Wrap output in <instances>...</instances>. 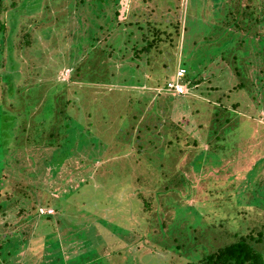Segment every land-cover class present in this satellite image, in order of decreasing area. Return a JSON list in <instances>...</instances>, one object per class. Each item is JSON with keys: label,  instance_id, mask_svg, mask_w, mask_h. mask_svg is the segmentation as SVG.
<instances>
[{"label": "rangeland", "instance_id": "obj_1", "mask_svg": "<svg viewBox=\"0 0 264 264\" xmlns=\"http://www.w3.org/2000/svg\"><path fill=\"white\" fill-rule=\"evenodd\" d=\"M119 1L118 16H115L116 4L109 1L102 10L104 16L96 9L84 7L78 20L74 9L69 7L70 0L69 3L44 0L38 9L27 14L15 12L12 0H2L0 85L5 82L2 64L7 54H12L18 66L17 87L22 89L24 97L34 95L29 103V115L15 130L18 140L0 126V261L3 263L10 260L13 264H67L66 260L72 257L83 264H199L202 243H210L211 251L227 240L223 233L226 228L214 234L209 231L207 241L198 231L190 229L192 206L205 196L203 192L216 183V189H220L217 191L225 196L233 189L229 185H234V199L239 200L238 192L245 189L249 195L264 201V159L257 163L264 157L262 47L250 39L239 52L232 48L221 54L225 59L219 56L229 46L227 38L234 33L214 20L215 0ZM242 3L251 1L242 0ZM225 13L227 22L231 17L228 10ZM146 18L161 32L171 30L172 43L162 42L159 47L162 53L159 49L151 50L135 57L133 47L139 44V50L145 45L143 33L147 28L141 30L140 24ZM71 20L74 23L69 27ZM235 21L227 27L234 29ZM95 26H103V30ZM47 27L53 30L52 34L48 31L45 34L43 28ZM92 27L95 32L89 30ZM176 27L179 36L174 32ZM250 27L259 29V25ZM77 28L85 36L75 37ZM87 30L90 32L86 34ZM129 32H132L130 42L125 36ZM44 35L50 38L45 39ZM92 35L95 40L84 45L85 50L71 49L76 39L82 44L85 37L89 39ZM4 38L13 40L11 52L3 50ZM222 43L226 45L224 48L219 45ZM98 45L102 50L95 49L87 55ZM53 48L59 52L58 57L52 56ZM113 51L114 56H110ZM182 54L189 77H196L197 69L210 70L202 71L195 79L197 84L182 95L165 92L157 84L163 82L165 74L171 73L168 78L174 79L176 68L180 64L184 67L180 61ZM103 57L108 62L105 67L99 63ZM216 57L222 58L225 67L217 65ZM53 64L58 71L57 79L40 78L44 74L41 68L46 65L45 74H50ZM216 65L225 68V74L219 72L220 79L214 80L219 83L214 85L206 73H218ZM78 66L81 69L77 70ZM239 83L243 89L236 88ZM215 86L221 87L220 90L211 88ZM2 93L0 87V100L3 97L2 103L7 107V95L13 100L14 93L4 91V96ZM166 94L175 98L165 100ZM48 104L54 106L49 108ZM235 104L239 105L232 107ZM216 108L236 113L239 134L228 155L227 150L219 155L213 150L210 157L204 153L208 162L197 176L184 167L197 154L196 149L188 148L186 152L185 145L192 143L184 137L178 142L176 136L180 131H186L192 138V134L198 138L206 135L211 120L221 116L212 112ZM65 116L70 119L65 120ZM174 122L182 128H174L171 124ZM51 132L62 133L63 138L68 135L67 144L46 147ZM169 140L174 142L173 148L167 146ZM214 140L215 135L202 148L208 150ZM180 147L182 151L178 150ZM157 158L166 162L164 174L160 171L150 178L151 166H161ZM176 171L177 176L184 178L174 179ZM160 175L163 183L159 182L160 187L153 193L154 201L144 208L140 195L148 198ZM161 198L165 199L164 205L160 204ZM46 203L51 208L40 207ZM34 205L40 207L35 215ZM171 205L175 206L174 210ZM44 212L56 214L52 218L57 223L45 220ZM16 213L18 217L14 216ZM48 222L53 225L52 232H58L59 226L65 227L57 235L63 234L62 240L66 238L62 243L58 240L61 249L50 250L44 244L43 231ZM193 235L199 237L195 250L185 246V241L190 240L186 237ZM19 243L22 250L13 256L11 251Z\"/></svg>", "mask_w": 264, "mask_h": 264}, {"label": "trees", "instance_id": "obj_2", "mask_svg": "<svg viewBox=\"0 0 264 264\" xmlns=\"http://www.w3.org/2000/svg\"><path fill=\"white\" fill-rule=\"evenodd\" d=\"M21 0H12L11 6L13 8V10L15 12H24V13H31L32 11L38 9L41 5V3L44 0H24V2L22 3H18ZM69 3V0H67ZM109 1H111L112 3L116 4L117 6V11H115V16L119 15V0H70V4L69 7L73 8L75 11V16L76 18L79 20V18L82 16V12L84 11V7H88V8H93L96 9L100 12V14H103V9L105 8V5H107L109 3ZM144 3L147 2L148 0H143ZM229 3H227L225 0H215V7L216 12H215V18L214 20L219 22L221 25L225 26L226 29L228 30V32H233V37L227 38V42L229 43V46L221 51H225L223 53H220L219 56H221V54H227V49H231L232 48H236L235 51L239 52V49L243 48V45L248 42L250 39H253L254 41L256 40L257 43L260 45V47H262V52L264 53V0H248L251 1V3H247V4H243L242 0H228ZM259 2V3H258ZM143 4V3H142ZM226 4L228 6H226ZM250 8H244L245 6H250ZM233 6L234 9L232 8ZM2 7V0H0V9ZM229 11L228 15H230V20L225 22L226 19L228 18V16L226 15L225 11ZM224 11V12H223ZM129 14V11H128ZM134 15V14H133ZM104 16V14L102 15ZM140 16V15H138ZM117 18V17H116ZM235 19L236 21V26L233 27H227L228 25H230V22ZM79 22V21H77ZM39 23V21L37 22ZM69 27H71V24L74 23L73 20L68 21ZM177 25V24H176ZM252 25H259V29H255L252 28L250 26ZM96 27V26H95ZM147 28V32L143 33V44L145 43V45H141L140 49L137 50L138 45H135L134 48V56L135 57H139V55L142 54H148L151 52V50H158L159 47H161L162 42H169L172 43V35L173 32H171V30L165 31V32H161L160 28L156 27V24L150 20L149 18H146L145 22H143V24H140V29H144ZM97 29H99L100 31L103 30V26H99L96 27ZM4 30V26L1 25L0 23V31ZM45 34L48 31V33L52 34V29L50 27L47 28H43ZM90 31L92 30L93 32H95L94 28L92 27L91 29H89ZM89 30H87L85 33L87 34L88 32H90ZM176 34L179 36L180 35V31H179V27H176L175 31ZM219 32V29H218ZM73 34H76L75 37L77 35H84V33L82 32L81 29L77 28ZM131 35L132 32H129L128 35L126 34L125 36L127 38H130L128 41L130 42L131 40ZM165 36V38H162L161 36ZM45 38V35L43 36ZM95 35H92L91 38L88 39V37H85V39L83 41H81L82 44H78V41L76 39V45H72L71 49H78L80 50H85L86 47H84V45L86 44H90L91 41L95 40ZM151 37V39H150ZM241 37V38H239ZM50 36L45 39H49ZM3 50H9V52H11V50L14 49V43L12 39L9 38H4L3 40ZM69 41V40H68ZM54 42V40L52 41ZM174 42V39H173ZM56 43V42H54ZM128 44V42H127ZM6 45H8L6 47ZM69 45H71V42L69 41ZM221 45L223 48L226 46L224 43L219 44ZM112 48L114 49V45H111ZM52 47V46H51ZM98 48H95L93 50H90L87 52V55L90 54L92 51H94L95 49L98 51L102 50L101 46H97ZM216 47V46H215ZM214 47V48H215ZM21 49V48H19ZM0 51H1V47H0ZM219 51V50H218ZM159 53L163 52V49H159L158 50ZM104 55L106 56V50L103 51ZM166 53V52H165ZM184 53V52H183ZM216 53V52H215ZM214 53V54H215ZM94 54V52H93ZM91 54V55H93ZM168 54V52L166 53ZM59 52L57 50H55L53 48V57H58ZM110 56H114V51L111 52L109 54ZM264 55V54H263ZM83 56V54H82ZM197 56V52H195L194 57ZM13 55L12 54H7V58H5V62L2 64V67H4V70L2 71L3 73V79L5 80V82L3 84L0 85L1 89L3 90L2 95L4 96V91L6 94H9L10 92H15V98L14 95L12 97L13 100H9L8 99V95H7V104L8 106L5 107V105L2 103L3 97H1L0 100V126L2 128H4L5 130L8 129V132L10 134H12V137H14V140H18V137L15 135V130L16 128L19 127V122H22L25 118H27L26 116L29 115V111L31 110L29 103L33 102V96L31 97H24L23 95V91L21 88L17 87V79L19 78V75L17 73H15V69L18 68L17 66V62L13 60ZM15 57V56H14ZM222 57V56H221ZM216 57L214 58L216 60H218L217 65L223 66L225 67V64L223 63V59H225L224 57ZM107 58V56H106ZM106 58H102L101 60H99L100 65H102L103 67L108 65V62L106 61ZM58 60V59H57ZM131 61H133V59H129ZM180 61H183V66L182 64H180V66H178L179 68H182L185 70V75L183 76L182 83L184 85H186L188 88L189 87H193L195 86V84H197V81H195V79L199 76V74L202 71H207L210 69H203V70H198V75L195 77V75L192 76H188V68L185 66L187 65V62L184 60V54H182ZM179 61V62H180ZM184 61H185V65H184ZM213 60H210L209 62H211L212 64L214 62H212ZM56 63V62H55ZM147 63V62H146ZM57 64V63H56ZM47 65V64H46ZM41 68V71H43V75L40 76V78H52L53 77V81H55L57 78L55 77V75L58 73L56 65L53 64L54 66H51V68H49V73L50 74H45V72L48 70L46 68ZM58 66H61L60 64H57ZM216 65V66H217ZM228 65V64H227ZM77 66V65H76ZM165 67V66H164ZM195 67V66H194ZM193 67V68H194ZM79 68L81 69V67H77V70H79ZM46 69V70H45ZM177 69L175 70V72L173 73L172 76L176 75ZM217 70L218 73L216 72L215 74H210V73H206L207 76H209L210 82L212 84H218V81H214L217 78H219L221 75L225 74V68H219L217 66ZM224 71V72H223ZM221 75H217L220 74ZM236 74L238 76H240V73L238 71H236ZM48 75H51L48 76ZM171 73L168 74L166 76H163V82L161 84H157V86L159 88H162L165 90V92H167V84L168 82L171 80L168 77H170ZM187 75V76H186ZM73 77H71L72 80ZM172 78V77H171ZM220 79V78H219ZM1 80V79H0ZM200 81V80H199ZM0 83H2V81H0ZM16 84V88L14 87ZM211 87L213 90H217L219 91L221 87L219 86H215ZM210 88V90H211ZM237 89H243L244 86L242 83H239L238 86H236ZM212 92V90H211ZM211 93H208V95H210ZM6 97V95H5ZM163 97H165L166 99H172L175 97H172L171 95H164ZM228 97V96H227ZM17 102H16V100ZM140 99H144V96L141 97ZM149 99V98H148ZM147 99V100H148ZM58 101V99H57ZM49 108L53 107L54 105L52 104H48ZM236 105L239 104H235L232 107H237ZM261 107V106H260ZM263 107V106H262ZM201 110V108L199 109ZM13 111V112H11ZM53 111V110H51ZM25 112V113H24ZM212 112L216 115L221 113V116H218V119H215L213 122L211 120V123L209 125V127L206 130V135H203L201 130L200 131V138L193 136L190 137V134H186V131H180L181 133H179V136H176V138L178 139V142L181 141V139L186 138L185 140H189L192 145L190 146H186L185 145V149L186 152L188 151V148H193L196 149L197 154L192 158L189 159L186 164L184 165L185 169L195 172V174L198 176L199 175V171L201 170V168L203 167V165L205 163H207L208 161L205 160L206 158H204L205 155H209V157L212 155L213 150H215V154L219 155V153H221L222 151L227 150L228 153L226 155L229 154V151L233 149V143L237 140L238 137V127H237V116L236 113L231 112L229 110H227L226 108H224L223 110L220 108H216L213 109ZM45 123L48 121L47 125H49V119L48 117L45 115ZM70 118L65 116V120H69ZM236 120V121H235ZM172 125H174V128H179L178 126H180L177 122L171 123ZM228 124V126H226ZM6 126V128H5ZM182 128V126H180ZM180 128V129H181ZM62 134V133H61ZM60 133H58L57 135L54 132L50 133V136L47 137L48 139L46 140V144L45 146H55L56 144H58L60 147H64V145L67 144V136L65 135L64 138ZM215 135V140L214 142L211 144L210 148L208 150H204L202 148L204 142L208 141L211 137H213ZM70 136V135H69ZM55 137V138H54ZM66 139V140H65ZM174 142L172 140H169L167 142V146L173 148ZM214 144V145H213ZM230 149V150H229ZM179 151H182L183 148H179ZM182 153V152H181ZM205 153V155H204ZM165 155V154H164ZM158 156H161V153ZM162 157V156H161ZM226 158V156H225ZM158 159V158H157ZM262 159H264V157L260 158L257 163H259ZM161 160V166H151L152 167V173H151V177H154L155 175H158L159 172L161 171L162 174H164L165 170V165L166 162L162 161V158L158 159ZM157 160V161H158ZM160 162V161H159ZM201 164V165H200ZM169 166V165H168ZM191 168H190V167ZM58 171V170H57ZM178 172H175V176L174 179L176 178V180L180 178H184L183 176H177ZM93 176L91 178H88L89 180L92 179ZM161 175L158 178V183L155 184L152 187V191L149 192L148 198L144 197L142 195H140V198L142 199L143 202V207L144 208H148V204H150V202H153L155 197H153V193L155 191H157V188H159V182H161ZM86 179V180H88ZM83 180V179H82ZM181 180V179H180ZM166 181V180H165ZM183 181V180H182ZM82 183L84 182L81 181ZM181 182V181H180ZM163 183V182H161ZM69 185L70 182H68ZM167 186V185H166ZM217 184L214 183L211 185V187L209 188V190L207 192H203L202 194H204L205 196L201 197V199H198L196 201L197 204L194 203V206H192V223H191V227L190 229H194L193 232H197L199 233V235L202 237V239L204 240H209V234L211 233H215L218 232V230L220 228H223L227 231H224L223 233L226 235L227 240H225L224 242L226 243H222L220 247H217L216 249L213 250H209L211 245L210 243H202V246H200L203 250L202 252V256L200 257L199 264H264V201L257 198L255 195L252 194H248L246 192L245 189H242L241 192H238L239 195L241 196L239 200L234 199V185H229L231 186L232 191L231 192H227L225 196H223L221 194V192H218L217 190L220 189H216ZM165 191H168V187H165ZM165 199L161 198V205H164V201ZM164 201V202H163ZM183 201V198H182ZM50 205H48V203H46L45 206H41L40 207H46V208H51L49 207ZM36 205H34L32 207V212L33 215L38 214V209L40 208ZM171 208L174 210L175 206L171 205ZM144 212V209H142ZM23 212V211H22ZM17 214V215H16ZM14 216H19V213H16ZM45 215H43V218H46L45 220H52L55 223H57L55 220H53L52 217L56 216L55 215H48L46 213H44ZM30 218H27L26 220H28ZM42 228L45 227L43 224ZM14 227L18 226V224H14ZM51 227H53V225L48 222V225L45 227V230L43 232H45L43 234L44 237V244L47 243L49 245L50 250H57V249H61V245L58 243V240L64 241L65 239H60L63 238L64 235L62 234L60 237H57L58 232L62 231L65 227H61L59 226L58 228V232H52ZM229 227V229H228ZM210 231V232H209ZM196 235V234H195ZM70 238V235H69ZM36 238L32 239L35 240ZM186 239H190L189 242L188 240H186V245L185 246H192L193 249L195 250L197 245L199 244V237L194 236L191 237H186ZM23 243V242H22ZM22 243L18 244V247L15 248V250H12V254L13 256H15V254L19 251L22 250L20 248V245ZM185 244V243H184ZM25 245V244H24ZM205 245V246H204ZM174 246V245H172ZM178 247H181L180 245H175ZM2 247H0L1 249ZM19 254V253H18ZM16 254V255H18ZM12 256V257H13ZM15 258V257H13ZM3 259V258H2ZM3 261H0V264H2ZM67 264H79L82 263L81 261H73L72 257L68 258L66 260ZM3 264H13L10 260L4 262ZM83 264V263H82ZM186 264H191V263H186Z\"/></svg>", "mask_w": 264, "mask_h": 264}, {"label": "built area", "instance_id": "obj_3", "mask_svg": "<svg viewBox=\"0 0 264 264\" xmlns=\"http://www.w3.org/2000/svg\"><path fill=\"white\" fill-rule=\"evenodd\" d=\"M185 75V70L182 68H179L176 72V75L174 79L170 80L167 84V91L171 94L175 95H182L184 92H186V89L188 88L186 85H184L181 81L183 76ZM43 211V210H41ZM47 213V212H44ZM43 214V213H41Z\"/></svg>", "mask_w": 264, "mask_h": 264}]
</instances>
